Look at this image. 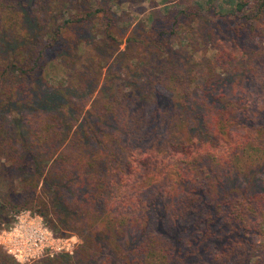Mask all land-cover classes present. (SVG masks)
<instances>
[{
  "label": "trees",
  "instance_id": "obj_1",
  "mask_svg": "<svg viewBox=\"0 0 264 264\" xmlns=\"http://www.w3.org/2000/svg\"><path fill=\"white\" fill-rule=\"evenodd\" d=\"M29 1L0 0V34L9 31L4 28L6 20L17 21L24 16ZM45 1L31 2L43 11ZM228 14L232 15L230 26L234 30L253 31L251 21L264 15V0H242ZM41 19L42 26H47L48 13ZM63 22L56 33L47 30L38 42H27L31 36L25 30L26 48L20 52L23 58L9 61L16 74H10L7 81L5 71L0 74V108L15 107L20 115L15 116L18 123L9 124L6 115L0 112V149L7 147L4 157L8 164L4 172L12 180L8 198L3 202L5 195L0 196L1 218L6 217L2 214L6 206L11 210L35 206L52 230L51 226L56 224L61 229L84 234L77 257L84 264L101 250L98 233L107 240L115 237V242L125 237L124 247L118 251L123 264H178L189 254L183 255L181 244L200 249L203 243L213 240L221 249L214 264H251V242L259 241L264 247V115L249 119L250 102L243 105L237 100L217 97L214 94L217 79L210 74L198 86L193 100L198 110L192 116L194 124L187 115L191 93L173 83H168L167 91L163 92L153 87L152 106L144 123H140L131 108L137 97L131 90L106 99L98 110L86 109L82 115L84 108L71 98L66 86L57 84L56 91L66 89L60 95L42 90L34 80L41 73L39 66L47 52L55 51L63 27L70 23L68 19ZM106 30L112 34L109 26ZM147 80L151 83L152 77ZM164 100L165 107L161 108ZM257 104L260 105L256 107L257 113H264V94L257 98ZM20 105L33 113L23 114L24 107ZM56 107L62 111H54ZM38 108L42 111L35 113ZM76 113H81L82 118L72 123L71 115ZM6 114L12 115L9 108ZM127 115L130 117L126 119L127 127L133 123L137 135H151L152 148L159 150L167 145L157 129L159 119L171 116L164 127V133L170 137L179 133V124L186 122L190 130L189 150L185 148L188 152L181 153V147L176 150L172 144L179 157L157 170L143 160L141 168L146 170L134 186L136 191L122 194L108 186L106 175L112 167L113 152L103 139L121 134L124 128L119 126L125 123L122 117ZM105 124L111 125L110 132L104 130ZM70 128V136L65 135ZM130 157L131 154L125 165H132ZM14 181H18L17 185ZM114 205L125 211L114 215L110 208ZM182 231L189 235L183 238ZM218 232L223 233L218 237ZM235 248L244 251L235 257Z\"/></svg>",
  "mask_w": 264,
  "mask_h": 264
},
{
  "label": "rangeland",
  "instance_id": "obj_2",
  "mask_svg": "<svg viewBox=\"0 0 264 264\" xmlns=\"http://www.w3.org/2000/svg\"><path fill=\"white\" fill-rule=\"evenodd\" d=\"M31 1L34 0L29 1L30 5L19 20L7 21L6 14L4 15V28L9 31L0 34V74L5 71L6 81L10 74H16L15 69L10 68L9 61L15 62L23 58L20 52H25L26 48L23 46L24 31L27 30L31 36V41L27 42H38L47 30L56 33L57 26L64 24L63 21L68 19L70 23L63 27L65 29L61 31L55 51L47 52L46 59L39 66L41 73L36 74L34 80L42 90L60 95H64L66 89L56 91L57 84L66 86L71 98L84 108L82 115L86 109L93 107L98 110L106 99L121 96L125 91L131 90L137 96L131 108L137 113L140 123H144L150 113L154 88L163 92L168 83H173L191 93V106L187 115L194 124L192 116L197 114L198 110L193 100L195 102L198 86L206 80L208 74L216 76L214 94L217 97L224 96L240 101L239 104L243 105L250 102L247 106L249 119L264 115L256 111V107L260 106L257 104V98L264 94V15L251 21L253 31L246 28H241L240 32L234 30L233 25L230 26L232 15L228 13L242 0H47L43 11L35 8ZM45 13H48L50 21L44 27L41 18ZM107 25L111 28L113 36L108 34ZM88 69H91L90 73L87 72ZM148 77H152L149 84ZM170 78L173 80L169 82ZM165 104L166 100L161 108L165 107ZM20 106L24 107L23 114L33 113V110L25 105ZM6 108L11 110L12 115L6 114ZM40 111L41 108H38L35 113ZM54 111L59 113L62 109L56 107ZM0 112L6 115L9 124L19 122L16 117L20 115L16 114L15 107L2 106ZM187 115L184 116L188 117ZM168 116L161 117L157 125L160 136L167 141V145L161 150L152 148L149 142L152 140L151 135H137L133 123L127 127L126 119H130L128 115L122 117L125 122L119 126L124 128L121 129L122 133L113 134L118 141L116 138L104 137V144L111 145L113 152L112 167L106 175L107 183L115 192L131 194L136 191L134 186L140 180L141 173L146 170L141 168L143 160L157 170L176 160L179 152H188L186 149L189 150V125L186 122L184 125L179 124V133L170 137L164 133L166 121L171 117ZM71 117L72 123H77L82 118L81 113ZM104 126V130L110 132L111 125ZM8 128L7 126L6 129ZM71 131L72 128L68 131L66 129L65 135L70 136ZM172 137L175 139L171 141ZM172 144L176 150L180 147L181 150L175 153ZM1 149L0 196L5 195L4 199L2 198L4 202L8 198L6 196L11 193L9 184L12 180L4 172V167L8 164L4 157L7 147L1 146ZM101 151L106 152L102 148ZM130 154L132 165L128 166L124 163ZM14 182L17 185L18 181ZM120 199L121 197L117 200ZM23 208L35 212L39 210L36 211L35 206L12 210L6 206L2 210L6 217L0 216V229L8 226L13 215ZM110 208L114 215L125 211L120 205ZM51 227L56 234L71 233L79 238L73 253L68 254L69 256L60 253L26 264H84L79 263L77 259L83 246L81 238L84 234L61 229L56 224ZM222 233L218 232L217 236ZM97 235L101 250L93 254L86 264H123L118 251L119 247L123 249L125 237H119L115 242V237L114 240L111 237L107 240L103 234ZM188 235L187 231H182L183 238ZM250 246V263L262 264L263 245L253 240ZM181 247L183 255L187 252L189 254L182 257L178 264H214L215 256H218L221 250L215 240L203 243L200 249L186 244H181ZM243 251V248H235L234 256L237 257ZM0 264L20 263L0 250Z\"/></svg>",
  "mask_w": 264,
  "mask_h": 264
},
{
  "label": "built area",
  "instance_id": "obj_3",
  "mask_svg": "<svg viewBox=\"0 0 264 264\" xmlns=\"http://www.w3.org/2000/svg\"><path fill=\"white\" fill-rule=\"evenodd\" d=\"M78 243L75 234H56L43 217L31 209L17 211L11 223L0 229V250L20 264L60 253L71 255Z\"/></svg>",
  "mask_w": 264,
  "mask_h": 264
}]
</instances>
